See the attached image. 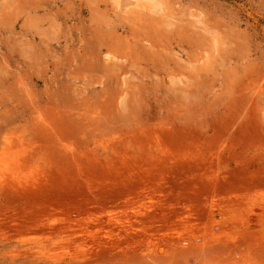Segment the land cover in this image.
Listing matches in <instances>:
<instances>
[{
    "label": "rangeland",
    "instance_id": "rangeland-1",
    "mask_svg": "<svg viewBox=\"0 0 264 264\" xmlns=\"http://www.w3.org/2000/svg\"><path fill=\"white\" fill-rule=\"evenodd\" d=\"M154 1L0 0V264H264V0Z\"/></svg>",
    "mask_w": 264,
    "mask_h": 264
},
{
    "label": "bare ground",
    "instance_id": "bare-ground-1",
    "mask_svg": "<svg viewBox=\"0 0 264 264\" xmlns=\"http://www.w3.org/2000/svg\"><path fill=\"white\" fill-rule=\"evenodd\" d=\"M154 0H152V2H153ZM154 4H156L157 3V5H159L160 4V1H159V3H158V1L155 3V1L153 2ZM160 6V5H159ZM108 54H110V53H108ZM108 54H107V57H110V58H113L115 55H112V56H108ZM134 77V76H133ZM188 82V81H187ZM186 84V83H185ZM196 87V86H195Z\"/></svg>",
    "mask_w": 264,
    "mask_h": 264
}]
</instances>
